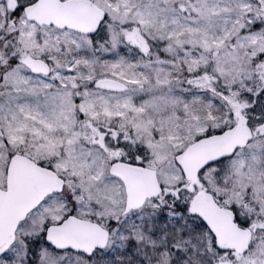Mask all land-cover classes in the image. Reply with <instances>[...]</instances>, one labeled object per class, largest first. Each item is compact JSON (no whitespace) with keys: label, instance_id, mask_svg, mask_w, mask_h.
<instances>
[{"label":"snow or ice","instance_id":"snow-or-ice-1","mask_svg":"<svg viewBox=\"0 0 264 264\" xmlns=\"http://www.w3.org/2000/svg\"><path fill=\"white\" fill-rule=\"evenodd\" d=\"M0 264H264V0H0Z\"/></svg>","mask_w":264,"mask_h":264}]
</instances>
